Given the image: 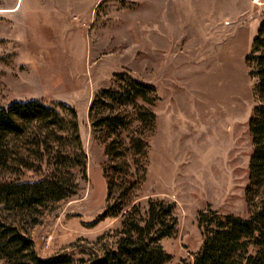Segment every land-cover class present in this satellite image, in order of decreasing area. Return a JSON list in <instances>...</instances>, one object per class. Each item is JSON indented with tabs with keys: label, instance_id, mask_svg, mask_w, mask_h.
<instances>
[{
	"label": "rangeland",
	"instance_id": "rangeland-1",
	"mask_svg": "<svg viewBox=\"0 0 264 264\" xmlns=\"http://www.w3.org/2000/svg\"><path fill=\"white\" fill-rule=\"evenodd\" d=\"M263 21L264 0H0V108L39 101L74 109L87 158L86 180L73 172L76 196L26 210L0 206V221L34 241L44 261L93 264L117 250L123 218L99 219L122 190L108 196L110 162L90 108L126 74L154 89L145 107L156 117L153 130L132 122L120 134L127 143L138 132L148 143L146 158L127 160L122 179L136 183L129 207L145 215L151 200L172 204L177 234L160 245L168 264H193L203 245L200 213L249 219L256 210L246 194L257 105L246 59ZM127 111L130 120L135 110ZM48 172L25 171L20 181Z\"/></svg>",
	"mask_w": 264,
	"mask_h": 264
},
{
	"label": "trees",
	"instance_id": "trees-1",
	"mask_svg": "<svg viewBox=\"0 0 264 264\" xmlns=\"http://www.w3.org/2000/svg\"><path fill=\"white\" fill-rule=\"evenodd\" d=\"M246 61L253 68L257 97L249 122L254 152L246 194L256 210L249 219L223 216L213 210L200 213L198 228L203 245L193 264H264V21ZM153 92L151 86L121 74L117 76L116 88L103 90L91 105L92 131L105 146L110 162L104 169L108 196L111 198L115 190H122L99 221L123 218L117 250L109 251L93 264H168L172 261L160 243L177 234L175 207L151 200L147 213L142 215L138 206L130 208L128 204L136 183L122 179L128 175L130 156L147 157L148 143L138 132L127 137V143L120 140V134L132 122L154 129L155 114L145 107L152 102ZM128 108L135 110L130 120ZM44 166L49 171L44 180L20 181L25 171L41 172ZM86 166L74 109L66 105L48 106L39 101L14 102L0 108V206L8 211L26 210L74 197L78 194V184L73 172L78 170L86 180ZM8 173L19 179L5 180L3 177ZM117 177L121 183H116ZM257 198L259 202L255 203ZM21 257L29 260L24 264H73L69 257L41 260L34 241L0 221V259L22 264L18 262Z\"/></svg>",
	"mask_w": 264,
	"mask_h": 264
}]
</instances>
